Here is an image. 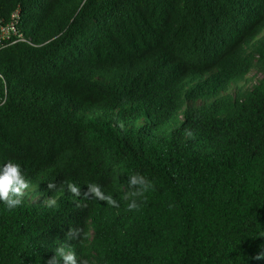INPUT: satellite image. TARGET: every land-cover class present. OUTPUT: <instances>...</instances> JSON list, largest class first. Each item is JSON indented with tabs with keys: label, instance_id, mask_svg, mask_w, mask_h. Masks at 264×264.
<instances>
[{
	"label": "trees",
	"instance_id": "16d2710c",
	"mask_svg": "<svg viewBox=\"0 0 264 264\" xmlns=\"http://www.w3.org/2000/svg\"><path fill=\"white\" fill-rule=\"evenodd\" d=\"M16 9L0 167L30 189L0 201V264L62 245L77 264H264V0H0V20ZM136 173L154 188L129 212Z\"/></svg>",
	"mask_w": 264,
	"mask_h": 264
},
{
	"label": "clouds",
	"instance_id": "9594fccd",
	"mask_svg": "<svg viewBox=\"0 0 264 264\" xmlns=\"http://www.w3.org/2000/svg\"><path fill=\"white\" fill-rule=\"evenodd\" d=\"M123 127V125H121ZM191 136V133H188ZM66 183V190L71 194V196L79 198L83 195L89 199H96L102 202H106L111 207H120V202L117 199H114L111 194H105L101 190V186L93 183L87 187V190L83 193L81 192L80 187L71 182ZM130 187L139 185V188L136 191L125 194L122 196V200L126 202V211H138L141 207V204L146 200L145 194L148 193L151 189L154 188L153 182L148 179L146 176L139 173L130 175L128 181ZM48 190L54 191L57 189L55 183H49L47 185ZM30 189V182L26 180L25 175L21 170V166L18 163L13 161H8L0 167V201H2L7 210H14L22 205L23 199L26 195L27 190ZM129 195L132 197H140L141 202L138 203L136 199L129 201ZM45 203L48 207H53L56 205V199L54 197L47 198ZM83 233L82 228H72L67 234V240H79ZM65 246L55 248L56 255L48 259L47 264H60V258L64 260V264H77V254L75 251L69 249L67 253L65 252ZM80 264H90V261L87 258L81 257Z\"/></svg>",
	"mask_w": 264,
	"mask_h": 264
},
{
	"label": "built area",
	"instance_id": "2783aa9c",
	"mask_svg": "<svg viewBox=\"0 0 264 264\" xmlns=\"http://www.w3.org/2000/svg\"><path fill=\"white\" fill-rule=\"evenodd\" d=\"M20 26V11L16 9L12 12L9 20H0V48L10 46L21 41H24L22 33L19 31ZM2 75L0 73V79ZM7 102V95L0 89V106Z\"/></svg>",
	"mask_w": 264,
	"mask_h": 264
},
{
	"label": "rangeland",
	"instance_id": "374dc122",
	"mask_svg": "<svg viewBox=\"0 0 264 264\" xmlns=\"http://www.w3.org/2000/svg\"><path fill=\"white\" fill-rule=\"evenodd\" d=\"M254 73H255V72L253 71V72L250 73V75H253Z\"/></svg>",
	"mask_w": 264,
	"mask_h": 264
}]
</instances>
